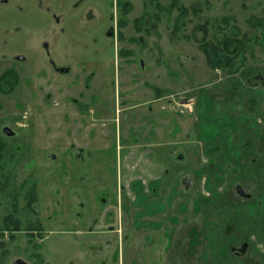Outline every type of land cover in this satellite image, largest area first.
I'll return each instance as SVG.
<instances>
[{
    "label": "rangeland",
    "instance_id": "rangeland-1",
    "mask_svg": "<svg viewBox=\"0 0 264 264\" xmlns=\"http://www.w3.org/2000/svg\"><path fill=\"white\" fill-rule=\"evenodd\" d=\"M129 1L123 14L116 0H0V75L16 73L0 91V264H264V87L251 109L230 95L228 129L252 119L262 135L236 164L245 138L205 146L193 93L228 82L181 37L222 15L259 35L248 18H264V0H180L193 9L173 39L176 11L155 5L169 0ZM119 202L130 210L102 232ZM12 213L20 227L2 229Z\"/></svg>",
    "mask_w": 264,
    "mask_h": 264
},
{
    "label": "trees",
    "instance_id": "trees-1",
    "mask_svg": "<svg viewBox=\"0 0 264 264\" xmlns=\"http://www.w3.org/2000/svg\"><path fill=\"white\" fill-rule=\"evenodd\" d=\"M117 5L121 7V12L127 14L132 9V3L129 0H116ZM159 10L171 13L176 11V15L172 21L171 37H179L178 32L183 30L188 24V15L193 8L185 6L180 0H169L166 6H161L156 1ZM147 13L139 15L133 20V25L136 30H141L140 25L148 22ZM249 24L255 29H258L259 35H248L242 33L238 26L236 19L233 16L222 15L215 17L212 21L204 20L196 24L191 32V35H181L182 38H190L197 42L199 49L203 52L207 66L214 71L223 72L224 78L227 80V86L222 87L221 83H215L216 87L220 89L218 92H213L204 87L196 89L194 95L200 99L202 111H198V116L203 120L204 131H201L200 139H202L208 147L210 144L216 143L209 136L220 133L222 141L216 147L219 150H228L230 153L236 143H240L241 136L245 138V142L238 148H241L239 154L235 156L236 164L240 163L242 155L248 156L253 150V138H261V134L250 132L256 129V124L252 119V124L246 126L248 131L246 134L237 129H228L231 123L230 119H225L228 115L227 106L230 105V95H239L242 103L251 109L258 103V95L252 92L254 88L262 85L264 87V57L257 55L256 45L264 51V18L263 17H249ZM197 33L201 35L197 36ZM211 34V35H210ZM251 61V63H249ZM249 63V64H248ZM16 82V73L13 69H8L0 75V91L9 92L13 89ZM224 97V98H223ZM224 121V122H222ZM219 123L225 125L220 126ZM208 126V128H207ZM232 130V131H230ZM199 136V135H198ZM238 136V138L236 137ZM255 136V137H254ZM257 139V138H256ZM257 142H261V140ZM5 142L0 139V172L4 168L3 154ZM230 151V152H229ZM217 166V165H216ZM212 163H208V168L217 169ZM238 169L246 168L245 165H237ZM236 166V167H237ZM2 229H18L20 227L19 220L16 216L5 215L3 218Z\"/></svg>",
    "mask_w": 264,
    "mask_h": 264
},
{
    "label": "flooded vegetation",
    "instance_id": "flooded-vegetation-1",
    "mask_svg": "<svg viewBox=\"0 0 264 264\" xmlns=\"http://www.w3.org/2000/svg\"><path fill=\"white\" fill-rule=\"evenodd\" d=\"M116 4H117V2H116ZM108 35H114V34H116V32H113V30L112 29H110L109 31H108ZM55 68H58V73L60 74H62V73H68L69 72V68L67 67V66H60V67H58V66H55ZM88 152V151H87ZM48 155L51 157V158H55V153H48ZM81 164H82V162H84L85 161V164H87L86 163V160H78ZM78 161H74V162H78ZM89 167L90 166H87V168H88V173L89 172H91V170H89ZM87 171V170H86ZM92 183H93V179H92V181H91ZM91 183V184H92ZM89 188V187H88ZM90 193H92L91 191L89 192V195H88V198H89V196H90ZM117 196V195H116ZM102 200H106L104 197H102L101 198ZM113 199H114V197H113ZM116 199V198H115ZM114 199V201L116 202V200ZM119 207L120 208H118L119 209V216H120V218H119V220H117L116 221V225H114V224H112V223H106V224H104L103 225V229L101 230L102 232H112V231H115V230H117L118 228V224H120L119 222H120V219H121V213L122 212H124V211H129L130 210V208L128 209V208H124L122 205H121V203L119 202ZM103 210V209H102ZM137 210H139V209H134V214H135V212L137 211ZM94 212V210H90V208L87 210V212ZM99 215H100V213H101V211H100V209H98V212H97ZM116 214L118 215V213L116 212ZM105 218H113L114 216H115V214H113V213H109V212H107V213H105ZM93 221L95 222V223H97V222H99L100 220H98L97 219V217H95L94 219H93ZM100 222H102V221H100ZM104 222V221H103ZM114 222V221H113ZM26 262H24V261H21V260H17V261H15L14 263H12V264H25Z\"/></svg>",
    "mask_w": 264,
    "mask_h": 264
},
{
    "label": "crops",
    "instance_id": "crops-1",
    "mask_svg": "<svg viewBox=\"0 0 264 264\" xmlns=\"http://www.w3.org/2000/svg\"><path fill=\"white\" fill-rule=\"evenodd\" d=\"M157 99H159V97H158V96H157L156 100H157ZM156 100H155V101H156ZM187 234H190V231H187Z\"/></svg>",
    "mask_w": 264,
    "mask_h": 264
},
{
    "label": "water",
    "instance_id": "water-1",
    "mask_svg": "<svg viewBox=\"0 0 264 264\" xmlns=\"http://www.w3.org/2000/svg\"><path fill=\"white\" fill-rule=\"evenodd\" d=\"M25 264H28V263H25Z\"/></svg>",
    "mask_w": 264,
    "mask_h": 264
}]
</instances>
